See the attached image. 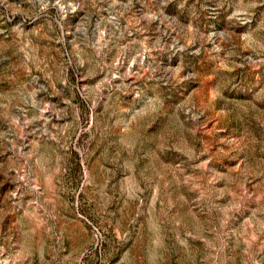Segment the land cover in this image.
Listing matches in <instances>:
<instances>
[{
	"label": "rangeland",
	"instance_id": "obj_1",
	"mask_svg": "<svg viewBox=\"0 0 264 264\" xmlns=\"http://www.w3.org/2000/svg\"><path fill=\"white\" fill-rule=\"evenodd\" d=\"M0 264H264V0H0Z\"/></svg>",
	"mask_w": 264,
	"mask_h": 264
}]
</instances>
